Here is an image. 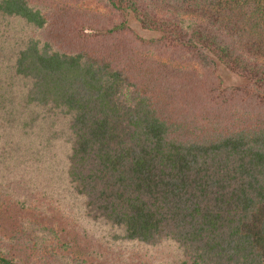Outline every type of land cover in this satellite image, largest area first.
Listing matches in <instances>:
<instances>
[{
    "label": "trees",
    "instance_id": "1",
    "mask_svg": "<svg viewBox=\"0 0 264 264\" xmlns=\"http://www.w3.org/2000/svg\"><path fill=\"white\" fill-rule=\"evenodd\" d=\"M97 1L102 22L0 0V23L31 30L10 65L23 85L9 104L66 122L64 183L115 238L169 244L180 253L170 264H264V0ZM126 13L157 38L138 36ZM154 53L180 67L146 62ZM216 62L251 85L224 88ZM29 226L26 241L0 237V264H86L50 260V231Z\"/></svg>",
    "mask_w": 264,
    "mask_h": 264
},
{
    "label": "rangeland",
    "instance_id": "2",
    "mask_svg": "<svg viewBox=\"0 0 264 264\" xmlns=\"http://www.w3.org/2000/svg\"><path fill=\"white\" fill-rule=\"evenodd\" d=\"M47 1L54 2H50L49 9L55 16L59 12L67 14L70 8L99 17L98 22H102L105 15H110L97 0ZM124 17L141 38H157V33L143 30L131 14L126 13ZM8 24L12 27L5 34L4 29ZM30 34V28L19 21L5 19L0 23V48H3V58L0 59L3 60L0 63L1 240L13 238L26 241L28 231L32 230L29 225L36 223L51 233L45 237L41 247H45L50 260L51 254H55L56 257H68L70 260H83L86 264H170L173 256L180 255L173 246L163 244L154 249L126 243L115 238L121 237V230L86 219L79 199L64 183L69 152L66 138L69 132L65 130L66 122L63 119H48L41 110L31 112V109L22 108V112L19 110L20 103L19 106L9 104L8 101H19V91L23 85L14 76L10 65L17 49ZM83 34L90 36L93 31L86 29ZM9 37H12L11 41ZM118 41L119 38H110L106 51H114ZM136 54L140 56L139 51ZM145 58L146 62L157 61V64L180 67L155 53L147 54ZM191 67L196 66L191 64ZM154 69L158 73L163 71ZM216 72L224 88L237 86L246 89L251 85L250 81L233 74L219 62H216ZM147 75L152 79L154 77V74ZM152 86L159 88L155 84ZM30 123L32 126L29 128ZM16 262L20 263L19 260Z\"/></svg>",
    "mask_w": 264,
    "mask_h": 264
}]
</instances>
